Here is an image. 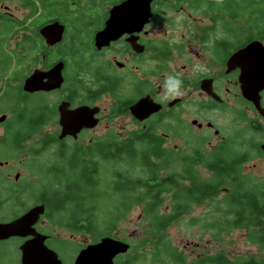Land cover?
I'll list each match as a JSON object with an SVG mask.
<instances>
[{"label":"flooded vegetation","instance_id":"1","mask_svg":"<svg viewBox=\"0 0 264 264\" xmlns=\"http://www.w3.org/2000/svg\"><path fill=\"white\" fill-rule=\"evenodd\" d=\"M124 1L0 0L1 40L5 54H12L18 65V74L11 78L12 87L16 88L12 91L13 100H7L10 110L0 114V118L4 117L0 121L4 128L0 142H9L8 125L18 111H28L23 104L30 95L40 100V105L36 102L33 111L28 112L34 117L32 129L35 130L21 144L39 130L52 126L54 132L40 136L41 146L49 144L48 149L53 148L54 154L63 148L69 151L76 147L81 149L86 161L91 145L119 142L132 132H152L165 150L162 158L171 164L177 161L179 171L185 175V160L189 156L194 161L192 168L198 171L200 162L207 168L205 161L221 148L235 151L228 143V136L218 127L221 115L241 120L249 131L264 133V88L247 99L239 80L242 72L255 79L264 71L257 63L264 54V0L246 2L242 5L244 11H234L233 0H151L150 12L144 20H138V9L111 11ZM239 17L244 19V25L235 30L233 21ZM53 23L60 34L58 40L51 42V36L43 34L42 29ZM251 42L257 44L235 55ZM6 55L0 56V66ZM56 67L60 76L58 86L24 90L28 76L44 73L39 81L43 83L48 80L45 73ZM8 84L7 76L0 72V88ZM250 85L254 93L256 87L254 83ZM257 95L259 107L253 101ZM138 103L143 106L133 113L132 107ZM155 105L157 110L150 111ZM81 107L90 109L89 117L95 124L81 127L75 135L60 138V109L70 111ZM97 129L102 132L98 133ZM180 143L187 145L190 152L186 153L184 147L178 148ZM261 143L253 142L251 146L264 160ZM5 163L7 161L0 160V166ZM2 167L0 223L10 221L33 206L43 205V213L33 227L47 236L45 243L58 239L42 228L47 219L55 224L59 219L55 208L49 209L46 198L50 194L44 193L45 184L28 207L2 217L4 206L19 204V196L32 184H18L21 173L17 171L11 179L10 173ZM187 184L188 180H179L180 186ZM167 195L169 209L162 208L165 212L172 210L170 193ZM131 205L141 206L130 203L129 208ZM102 236L128 242L110 233ZM31 237L30 234L9 236L0 241L16 239L21 244ZM130 249L129 243L128 251ZM123 254L117 255L114 263Z\"/></svg>","mask_w":264,"mask_h":264},{"label":"trees","instance_id":"2","mask_svg":"<svg viewBox=\"0 0 264 264\" xmlns=\"http://www.w3.org/2000/svg\"><path fill=\"white\" fill-rule=\"evenodd\" d=\"M233 9L244 11L243 6L236 3ZM29 116L28 120L34 121L33 115ZM21 117L19 124L25 120L24 116ZM34 130H10L11 146L20 150L23 147L21 141L30 137ZM48 148L49 144H43L30 155L36 156ZM89 148L88 161L76 147L57 152L58 161L45 169V173L55 176L56 186L46 188L44 193L50 194L46 198L49 209L63 212L54 222L75 232H85L92 240L100 236L104 228H113L129 210L130 203L141 204V217L147 221V236L131 245V249L138 248L136 253L118 256L114 264H187L185 256L165 238L163 232L182 214L189 212L193 203L218 195L226 182L231 188L223 193L226 209L222 218L225 225L218 226L219 229H245L251 242L264 246V180L254 181L248 173L242 172L241 166L247 161L244 152H227L221 148L214 157L205 161V166L211 171V177L205 180L200 178L199 170L192 168L194 161L191 156L185 160V175L179 171L177 161L171 164L163 159L165 150L159 137L152 132H132L125 140L106 141ZM100 162L106 171L111 172L105 179L109 186L106 190L98 189L102 183ZM64 166L68 170L67 175L57 173ZM66 176L67 182L63 186ZM183 179L188 180L187 186L179 185V180ZM168 193L172 210L165 212L161 205ZM111 196H117L118 203L102 209L101 199ZM146 243L149 244L147 249ZM146 254L150 255L149 260ZM191 264H264V261L253 256L230 258L219 252L195 258Z\"/></svg>","mask_w":264,"mask_h":264},{"label":"rangeland","instance_id":"3","mask_svg":"<svg viewBox=\"0 0 264 264\" xmlns=\"http://www.w3.org/2000/svg\"><path fill=\"white\" fill-rule=\"evenodd\" d=\"M256 1L257 0H233V3L244 5L246 2ZM254 15L257 14L255 13ZM233 23L236 30V27H242L244 25V19L242 17L236 18ZM1 33L2 32L0 30V56H4L6 55V49L1 40ZM0 72L2 75L4 74L7 76L9 82L7 87L3 85L0 88L1 114L10 110L11 106L10 103L8 104L7 100H13L12 91L13 89H16L12 87L13 84L11 78H13L14 74H18V65L12 54L4 57L0 66ZM36 102L39 106L40 100L36 99L34 95H30L25 98V103L23 105L26 106L28 110L27 112L33 111ZM18 106L22 107L19 104ZM27 112L18 111L17 114H15L16 116L11 119L8 127L12 132L19 128L24 130L30 129L34 126V121L28 120L30 116ZM20 116L25 117V120L20 122L21 124H19L16 118ZM217 124L221 133L223 135L226 134V137L228 136V143L230 146L237 152L245 151L244 153L248 156V160L241 166L243 172L248 173V176L254 181H263L264 160L259 157V152L256 149H253L251 145L253 142L261 143L264 140V133L260 134L247 130L241 120L232 119L227 114L221 115L217 120ZM102 126L103 125H100L99 127ZM53 128L54 127L52 126H48L45 129L39 130L37 134H33L31 138L23 144V147L20 150L12 147L10 142H0V160L7 161L3 167H0H2L4 171L10 173L11 179L17 171L21 173L18 184L32 182L29 189L27 190L26 188L25 192L19 196V204L10 203L4 206L2 210L3 218L12 216L16 212L20 213L24 208L28 207L33 198H35L38 193V189L42 184H45L47 188H52L54 186L56 182L55 176L52 173H45V169L46 167L51 166L54 162L58 161L56 154H54L55 150L53 151V148H50L41 151L36 156L30 155L34 149H39L41 146L38 142L40 136L44 133L54 132ZM3 129V126L0 125V135ZM119 131L120 130H116L115 132ZM97 132L101 133L102 130ZM85 136H88V134H85ZM7 139L9 140V138ZM198 144L201 145V142L198 141ZM182 147L186 149V153L190 152V150L187 149V145H178V148ZM103 166L104 167L101 166L100 162L99 173H101L102 183L101 186L98 187L99 190H106V188L109 187L108 183L105 182V179L110 177L111 172L110 170L106 171L104 169L106 168L105 165ZM198 170L200 178L206 180L211 177V173L204 167L203 164L201 165V162ZM57 173H64L67 175L68 170L66 166H64L63 169ZM36 178L37 180H35ZM63 180L64 186L67 182V176L63 178ZM229 186V183L226 182V186L221 188L218 195L205 199L201 203L192 205L189 212L182 214L163 232L165 238L168 239L171 244L185 256L187 264H191L192 260L196 257L213 255L219 252L226 254L230 258H247L253 256L256 259H262L264 261V246L251 242L248 239L247 231L245 229L231 228L223 230L222 228L220 230L218 227H224L225 225L222 216L224 215L226 205L222 200L224 197L223 193H227L228 189L231 188ZM165 196L161 207L164 210H167L169 209V196ZM116 203H118L117 196H111L108 199L103 197L100 201V206L102 209H106L109 205ZM141 209L142 207L140 205H131V208H129V210L125 213L124 217H121L115 223L113 228H104L102 234H114L122 239H126L131 245L137 244L138 241L147 236L148 230L147 221L141 217ZM62 215L63 212H60L57 214V217L60 218ZM42 228L45 229L46 232L53 234V237L60 239H49L46 243L62 258V264H72L76 253L81 247H83V245L98 240L102 235L101 234L95 240H92L88 234L86 235L84 232H73L66 227L52 223L50 219H47L46 222L42 224ZM150 237L151 236H149V238ZM17 243L16 239H12L10 241H0V264H20V251L17 249ZM148 247L149 244L146 243L145 248L147 249ZM137 251L138 248H132L126 254L121 255V257H124L127 254H134ZM146 257L147 260L151 258L148 254H146Z\"/></svg>","mask_w":264,"mask_h":264},{"label":"water","instance_id":"4","mask_svg":"<svg viewBox=\"0 0 264 264\" xmlns=\"http://www.w3.org/2000/svg\"><path fill=\"white\" fill-rule=\"evenodd\" d=\"M151 0H126L120 5L115 6L111 11H127V9H138V20H144L150 10ZM42 33L49 35V41L53 42L59 39L60 29L56 24L45 26L42 29ZM257 42H251L250 45L237 51V54L244 53L250 49ZM259 62L260 66L264 68V54ZM258 65V64H256ZM40 75L44 76V73H33L28 76L24 81V90L34 91L36 89H51L59 85L60 76H58V67L46 72L45 75L48 80L43 83H39L42 79ZM55 77V78H54ZM240 86L243 96L247 99H252L253 95L260 89L264 88V71L256 76L255 79H251L245 72H242L240 76ZM254 83V93H251L250 84ZM259 107L258 95L256 99H253ZM143 106V103H138L132 107L133 113L139 110ZM145 106V105H144ZM150 108V111L157 110L158 106ZM263 109V108H262ZM263 111V110H260ZM61 118L60 124L62 126L59 137L66 136L68 134L75 135L76 132L83 126H92L95 124V120L91 119L90 109L88 107H81L74 110L60 109ZM4 117L0 118L2 121ZM263 158H264V141L260 145ZM43 213V205L33 206L27 211L23 212L19 216L11 219L8 222L0 223V238H6L9 236H26L32 237L19 244V263L20 264H61L62 259L58 253L47 246L45 243L46 235L37 232L33 224L37 220L38 216ZM129 249V243L120 239L113 238L111 236H102L97 241L88 243L81 247L76 253L72 264H113L117 255L127 252Z\"/></svg>","mask_w":264,"mask_h":264}]
</instances>
